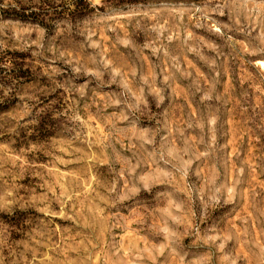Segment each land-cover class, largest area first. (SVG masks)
<instances>
[{
    "label": "clouds",
    "instance_id": "1",
    "mask_svg": "<svg viewBox=\"0 0 264 264\" xmlns=\"http://www.w3.org/2000/svg\"><path fill=\"white\" fill-rule=\"evenodd\" d=\"M54 2L53 14L79 7ZM88 3L47 25L6 18L39 7L0 3V51L11 40L45 61L32 85L15 64L0 77V105L18 108L7 131L35 137L19 154L0 144V264H264V151L243 139L264 142V105L223 90L226 60L264 66V0ZM45 150L52 164L30 163ZM36 168L55 178L43 193Z\"/></svg>",
    "mask_w": 264,
    "mask_h": 264
},
{
    "label": "rangeland",
    "instance_id": "2",
    "mask_svg": "<svg viewBox=\"0 0 264 264\" xmlns=\"http://www.w3.org/2000/svg\"><path fill=\"white\" fill-rule=\"evenodd\" d=\"M4 0H0V3H3ZM22 7L25 11H27L30 7H39L40 10L42 9H50L53 7H56L54 0H39V3H37V0H28L27 3L23 2V0H20ZM197 3H202L203 0H195ZM91 9L89 8L88 0L86 1H79V7L77 9L76 13H72L67 7L64 8V12H57L55 14L50 13L48 10L47 12L51 14V17H42L43 15L40 13L33 12L30 16L29 15H23L21 13L16 12H9L6 13V18L8 17H14L18 18L22 21H33L36 23H39L41 25H47L49 19L54 18L55 15L63 16L65 14L68 15H85L89 13ZM36 16L38 18H45L43 19L45 23H41L40 21L36 20ZM46 16V15H45ZM186 22L187 18H186ZM191 26V25H190ZM198 34L204 35L208 39H216V37L212 36L210 33L205 32L203 30H196ZM110 35V34H109ZM104 39V48L105 51H107L110 47V41L106 36H103V33L100 36H97V39ZM8 47L0 51V77L3 76V74L7 71V68L5 67L8 64H15L21 69V75L24 77H28L27 84L32 85L33 83H37L38 81L33 79V74L40 73L43 71L45 61L41 60L39 63H37V59L33 56H31L30 53H21L18 50H15L12 47L13 41L9 40L7 41ZM195 58L191 55H187L184 57V66L188 67L189 64H192V69L196 73V75L202 77V73L205 71L201 68V66L197 63H194ZM147 63V61H145ZM226 63L229 64L230 72L229 75H226L224 77L223 82V90L228 91L229 84L231 83L232 86L236 89L237 98H240L241 93L247 92L249 94V100L252 104H262L264 105V83H261V74H264V66L260 65H250L245 62V58H238L234 62H228L226 60ZM4 81L8 84H11L12 81L8 80L6 77L4 78ZM0 95H2V92H0ZM53 99H55L58 103L56 107H67V96L66 94L60 92L57 93ZM43 107V105H42ZM191 105H188V108L191 109ZM95 109L93 108V111ZM14 111H18L17 105H0V125H3V127H0V144L7 143L12 149H14L15 154H19L24 150L25 147L31 148V144L27 143L29 139H35V137H28L27 131H24L22 133L21 137H14L12 136L8 131L7 128L10 126L11 123H14V121H11L10 114ZM5 121H8V123H5ZM99 127V125H97ZM227 127L229 130V135L227 137L226 143L228 144L227 149V155L229 158V161H231V153H232V144H233V120L231 118L227 121ZM239 131V129H238ZM41 135L43 136V130H41ZM246 141V152L252 153V152H259L264 151V142L261 144H257L251 135L243 138ZM15 141V143H13ZM0 155H4L7 159V152L3 149H0ZM29 161L34 166L35 165H50L54 162V156L48 155L47 150L41 151L35 155L29 154ZM19 163H23V161H20ZM11 167V164L8 165ZM61 167H63L61 165ZM36 171H39L41 173H45L44 178L41 177H35L30 178V187H34L37 191V193H43L47 190V186L49 183L54 184L55 178L47 176V168H36ZM227 176L230 179L231 178V164L229 163L228 169H227ZM259 179L264 180V177H260ZM250 180L255 183L256 177L253 175L250 177ZM83 182V181H81ZM246 203V201H245ZM56 207H59L57 204ZM235 220V215L231 218ZM227 223V222H226ZM67 230V229H66ZM121 239L124 238L125 233H121ZM75 237V234L73 233V238ZM65 239H68V236L66 235L64 237ZM59 239V237H57Z\"/></svg>",
    "mask_w": 264,
    "mask_h": 264
},
{
    "label": "trees",
    "instance_id": "3",
    "mask_svg": "<svg viewBox=\"0 0 264 264\" xmlns=\"http://www.w3.org/2000/svg\"><path fill=\"white\" fill-rule=\"evenodd\" d=\"M79 1H81V0H79ZM82 1H86V0H82ZM47 8H45V9H42L41 11H40V13L43 15L42 17H51L50 15L51 14H49L48 12H47ZM39 13V14H40ZM46 15V16H45ZM36 20H38V21H40L41 23H45L44 22V20L43 19H45V18H38V16H36V18H35Z\"/></svg>",
    "mask_w": 264,
    "mask_h": 264
}]
</instances>
